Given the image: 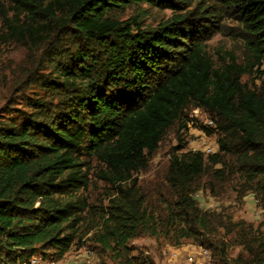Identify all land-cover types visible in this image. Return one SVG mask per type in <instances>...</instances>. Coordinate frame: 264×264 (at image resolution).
I'll use <instances>...</instances> for the list:
<instances>
[{
	"label": "trees",
	"instance_id": "1",
	"mask_svg": "<svg viewBox=\"0 0 264 264\" xmlns=\"http://www.w3.org/2000/svg\"><path fill=\"white\" fill-rule=\"evenodd\" d=\"M145 7L170 15L146 24ZM234 28L243 58L215 60L209 37ZM4 45L47 75L30 72L32 96L0 109V264L60 261L89 234L120 264L141 237L264 264L261 225L196 197L251 194L264 218V0H0ZM193 127L216 134L213 153L186 151ZM171 130L166 170L140 181Z\"/></svg>",
	"mask_w": 264,
	"mask_h": 264
},
{
	"label": "rangeland",
	"instance_id": "2",
	"mask_svg": "<svg viewBox=\"0 0 264 264\" xmlns=\"http://www.w3.org/2000/svg\"><path fill=\"white\" fill-rule=\"evenodd\" d=\"M130 14H134L131 12ZM170 15L169 11H160L156 8H144V22L146 24L159 22L163 18H167ZM236 28L232 31L226 29L224 33H216L210 36L208 41L209 50L215 60L218 61V51H231L243 58V44L240 37L235 35ZM40 57L36 54H30L28 50L18 45H4L0 49V109L4 108L7 104H13L17 107L21 106L23 98L32 96V88L29 83V73L37 71L38 73L47 75V72L40 66ZM262 70L264 72V61ZM258 76L254 74L251 77L245 76L244 80L248 82H254ZM257 82H259L257 80ZM17 88L13 93H17L22 90L19 95H11L12 89ZM11 95V96H10ZM193 118L198 121L207 119V115L196 111L194 108H190L188 111ZM209 124V123H208ZM186 136V151L189 150H201V142L205 139L210 145L216 144V134H208L202 136L196 128H191L190 131L185 133ZM178 145V139L176 137V131L171 130L168 132L163 142L160 145L158 152L154 155L150 162V167L147 173H142L139 176V180H151L155 172H162L166 170L171 151ZM201 204L208 209H218L219 207H225L233 213L235 219H243L247 222L254 223L255 226L261 225L264 231V218L260 209L257 207V203L253 195H248L240 203H237L234 199V194L230 196L216 199L210 196L208 193L201 192L200 194ZM91 234L85 236L81 246H74L60 261H56L57 264H120L110 259L107 253L100 251L99 247L92 243L89 238ZM132 247L136 248L132 252L131 263L132 264H169V259L174 252L180 254L177 261L173 264H219L215 257H211L207 260H201L197 258V263H190L186 261L187 254H194L198 257L199 248L193 244L190 240H184L180 245H172L169 241L160 238L155 239L151 237H141L134 240L131 243ZM240 252V248H234L231 250V257L235 258ZM185 258V259H184ZM146 262V263H145Z\"/></svg>",
	"mask_w": 264,
	"mask_h": 264
},
{
	"label": "bare ground",
	"instance_id": "3",
	"mask_svg": "<svg viewBox=\"0 0 264 264\" xmlns=\"http://www.w3.org/2000/svg\"><path fill=\"white\" fill-rule=\"evenodd\" d=\"M209 124H212V122H208ZM201 150H204L207 154H211L213 153L215 150H216V144L213 146V145H210L207 140L205 139L203 142H201ZM197 198H200V195L197 194L196 195ZM199 248V252L200 250H204L205 248H202V247H198ZM209 252V251H208ZM174 253H178L177 251L174 252ZM190 255H194V254H190ZM209 256H210V252H209ZM39 255H32L25 263L23 264H50V263H53L55 262L54 264H57L55 260H50V259H44L43 257H41V259L43 261L41 262H34V263H31L32 261H34L36 258H38ZM185 259V258H184ZM178 260V258H177ZM186 261L190 262V263H197V261H190L189 258H186ZM169 264H172V259L170 258L169 259Z\"/></svg>",
	"mask_w": 264,
	"mask_h": 264
},
{
	"label": "built area",
	"instance_id": "4",
	"mask_svg": "<svg viewBox=\"0 0 264 264\" xmlns=\"http://www.w3.org/2000/svg\"><path fill=\"white\" fill-rule=\"evenodd\" d=\"M204 121H205V122H211L210 119H205ZM202 133H203V132H202ZM179 256H180V254H178V253H173V254H172V256L170 257V258L172 259V264H173L175 261H177V258H179ZM186 258H189L190 261H197V258H199V259H201V260L204 261V260L209 259L210 256H209V252H208V250H207V249H204V250H200V253H199L198 257L195 256V255L187 254V255H186ZM41 261H43V260L41 259V256H39L38 258H36V259H35L34 261H32L31 263H34V262H41ZM54 263H55V262L50 263V264H54Z\"/></svg>",
	"mask_w": 264,
	"mask_h": 264
}]
</instances>
